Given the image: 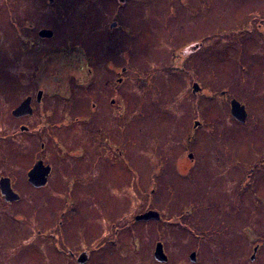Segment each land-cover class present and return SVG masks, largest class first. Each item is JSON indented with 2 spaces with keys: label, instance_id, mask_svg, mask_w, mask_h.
I'll use <instances>...</instances> for the list:
<instances>
[{
  "label": "rangeland",
  "instance_id": "1",
  "mask_svg": "<svg viewBox=\"0 0 264 264\" xmlns=\"http://www.w3.org/2000/svg\"><path fill=\"white\" fill-rule=\"evenodd\" d=\"M125 2L0 3V177L19 195L0 193V264H264V0ZM26 13L53 31L27 51ZM31 68L50 76L44 130L10 115L42 89Z\"/></svg>",
  "mask_w": 264,
  "mask_h": 264
},
{
  "label": "water",
  "instance_id": "2",
  "mask_svg": "<svg viewBox=\"0 0 264 264\" xmlns=\"http://www.w3.org/2000/svg\"><path fill=\"white\" fill-rule=\"evenodd\" d=\"M51 1V0H49ZM116 26V24H112L110 26L111 29H113ZM52 32L50 30L48 31H42L41 35L43 37L49 38L51 36ZM193 92H196L199 90V86L197 83H193ZM29 98L23 100L21 103H19V106L15 108L14 110L11 111V115L14 116L15 118H19L21 116L25 115H30L31 114V107L29 104ZM230 106V114L231 116L235 119L238 120L240 123H244L247 119L246 116V111H245V106L241 105L238 101L236 100H231L229 103ZM194 126H198V122L194 124ZM27 129L25 127H21V131H26ZM189 158H192L191 155H189ZM51 173V168L48 165H45L42 161H37L35 162L30 170L26 174V178L28 180V183L34 187V188H43L47 181H48V176ZM0 193L3 196V199L7 203H12L13 201L18 200V194L13 192L10 186V181L6 177H1L0 178ZM136 222H144V221H150V220H156L158 221L159 218V213L154 210H148L144 212L143 214H138L133 218ZM257 248L254 249V252L256 251ZM195 256L196 253L192 252L189 255V260L192 262H195ZM252 256L251 260H254ZM153 258L155 261L161 262V263H166L167 262V256L165 252L163 251V245L158 242L156 243V246L154 248V254ZM85 261V256L80 255V258L78 259V264L83 263Z\"/></svg>",
  "mask_w": 264,
  "mask_h": 264
},
{
  "label": "flooded vegetation",
  "instance_id": "3",
  "mask_svg": "<svg viewBox=\"0 0 264 264\" xmlns=\"http://www.w3.org/2000/svg\"><path fill=\"white\" fill-rule=\"evenodd\" d=\"M1 1H3V0H0V3H1ZM46 1L48 3H52L54 0H51V1L46 0ZM125 1L126 0H122V7H121L122 9H124V7H125V3H126ZM4 2H5V6L7 7L8 13L11 14V11H10L11 10V7H10V4H9V0H4ZM61 13L62 14H60V15H63V10L61 11ZM73 13H74V10H73ZM44 14L45 13L42 12V11H37V14H35V16L39 17L40 19H43L44 18ZM54 14H56V13H54ZM30 15H32V14L26 13V14H23L22 15V17L25 20H24L23 24H21V25H19V24L16 25V23L14 24L13 23V20L11 19V24H14L12 27L14 28L13 31H14L15 39H17L19 41V44H20L21 49H23L25 51H27L28 48H33L34 46H36V44L41 43L42 40H45V39L48 40L49 38H51L53 36V31H51L50 29H48V30H50L52 32L51 36L49 38L43 37L41 35L42 31H48V30L45 29V28H42L40 26L38 27V24H36V23L35 24L32 23L33 21H36V19L30 17ZM113 23L116 24L115 22H113ZM113 23H111V25ZM110 30H111V28H110ZM79 55L82 58L81 54H79ZM33 70L34 69L31 68V71H32L31 74L33 76L30 79V82H32L31 84H36V85L38 84L39 86H41L42 89L37 90L35 96H33V94H29V96H26L23 99V100H25V99L29 98V100H30L29 101V104H30L31 111H32L31 114L30 115L21 116L19 118H15L14 116H12L11 115V111L14 110L15 108H17L19 106L18 105V106L14 107L10 111V115L15 120H18V121L22 120L23 122H25V121H28V119H30L33 116L34 110H36V112L38 114L37 122H39L38 123V127H39V129H41V130L43 129L44 130V128H48L47 125L45 124V120H46L45 115H47L48 117L52 116L51 111H50L51 110V107L46 104L47 101L44 99L45 98V95H46L45 93H47L48 90H49V88L47 86L49 85L48 84V80L50 79V76L45 71H44V74L41 75V71L40 70H42V68L39 69V72H37L36 75L34 74V71ZM86 75H88L87 78L89 79L90 77H92L93 72H91V70L89 69L88 72H86ZM41 80H42V82H44V86L41 85V83H42ZM119 80H121V79H119ZM23 100H21L19 103H21ZM92 107H94V105H92ZM20 126L21 127H25L27 129L26 131H21V127H20V131L21 132H27L28 131V127L23 126V125H20ZM98 130H101V129H98ZM104 142H105V140H104ZM41 148L43 149V145L41 146ZM85 150H87V149L85 148ZM63 157H65V156H63ZM119 157H120V154H119ZM85 158H86V156H85ZM75 160L80 161L81 159L76 158ZM37 161H39V160H37ZM45 165H47V164H45ZM51 172H52V168H51ZM47 183H48V181H47ZM34 189H36V188H34ZM38 189H41V188H38ZM38 189H36V190H38Z\"/></svg>",
  "mask_w": 264,
  "mask_h": 264
}]
</instances>
